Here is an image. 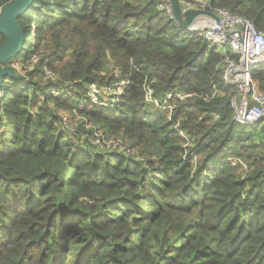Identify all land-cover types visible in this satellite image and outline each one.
<instances>
[{
	"label": "trees",
	"instance_id": "16d2710c",
	"mask_svg": "<svg viewBox=\"0 0 264 264\" xmlns=\"http://www.w3.org/2000/svg\"><path fill=\"white\" fill-rule=\"evenodd\" d=\"M211 2L264 29V0ZM17 20L12 59L41 57L1 86L0 264H264V140L235 120L238 90L215 48L150 0H35ZM251 76L264 89V63ZM123 80L114 107L86 99L90 83ZM148 86L159 102L193 95L168 117L149 110ZM41 94L58 107L84 99L79 111L144 160L73 151L46 100L30 114Z\"/></svg>",
	"mask_w": 264,
	"mask_h": 264
},
{
	"label": "built area",
	"instance_id": "2783aa9c",
	"mask_svg": "<svg viewBox=\"0 0 264 264\" xmlns=\"http://www.w3.org/2000/svg\"><path fill=\"white\" fill-rule=\"evenodd\" d=\"M150 1H154L159 10L167 12L170 18L180 25L171 0ZM178 3L184 23L188 15L194 12L198 13L188 27L184 28L186 31L202 37L209 47L215 48L219 54L224 50L229 51L228 54L226 52L225 55H222L224 57L222 68L227 83L235 86L238 90L236 99H234L235 120L245 125H264V93L260 91L258 82L251 76L252 67L264 63V29H259L247 18L233 14L224 8L213 6L211 0H178ZM40 57L41 55L35 52L28 59H12L9 66L14 71L21 73L24 70L33 69ZM43 77L44 79H55L57 75L53 71L45 69ZM4 84L10 86L12 81L7 79ZM128 84V80L117 81L108 87H99L95 83H90L86 88V99L92 104L99 105H105L106 102L112 100L114 105L109 107H114ZM68 90H73L72 86L67 85L64 89H55L49 93L56 96ZM105 94H110L112 98L106 97ZM216 94H218V89L214 88L212 97ZM3 95L4 89L0 88V98ZM192 95L193 93L173 91L167 93L163 102H159L153 95L151 87L148 86L145 99L148 103L163 110L169 109L171 115L174 109L172 103L174 100L183 101ZM208 98L205 97V99ZM81 107L82 104L79 107H73V110L77 111ZM34 110L32 107L29 108L30 114H34ZM67 120L66 117H61L64 131L72 134L78 129L76 138L69 135L71 140L68 142L75 144L73 151L80 148L79 141H77L80 140L87 142L90 149L97 152L120 153L127 157L144 160L137 147H126L118 138H102L97 127H90L88 119L83 118L82 121L79 120L80 123L77 122L74 126ZM178 125L179 123L175 125V128L178 129ZM181 134L187 139L186 146L193 142V139L185 133L181 132ZM65 135L67 140V134ZM261 137L264 140V131H261Z\"/></svg>",
	"mask_w": 264,
	"mask_h": 264
},
{
	"label": "water",
	"instance_id": "95a60500",
	"mask_svg": "<svg viewBox=\"0 0 264 264\" xmlns=\"http://www.w3.org/2000/svg\"><path fill=\"white\" fill-rule=\"evenodd\" d=\"M34 1L35 0H12L8 5L0 9V32L5 36V40L0 43V88L4 78H18L17 73L10 66L4 65L3 63L17 56L22 50L25 34L17 18L22 15ZM171 1L179 24L181 27L187 28L198 13L194 12L188 15L184 23L178 0Z\"/></svg>",
	"mask_w": 264,
	"mask_h": 264
},
{
	"label": "rangeland",
	"instance_id": "374dc122",
	"mask_svg": "<svg viewBox=\"0 0 264 264\" xmlns=\"http://www.w3.org/2000/svg\"><path fill=\"white\" fill-rule=\"evenodd\" d=\"M258 85H259L260 91L264 93V89H261L259 83H258ZM108 86L109 85L103 86V87H108ZM105 96L108 97V98H112L110 94H105ZM37 98H38V101L35 102L36 105L34 106V109H35L33 111L34 114L38 111V108L40 106H43L42 102L44 100L47 101L46 96H44L42 94L40 96L34 97V100H37ZM78 100H79V102L78 103H74V105L72 104V106L73 107H79L82 104V107L80 109H82L83 107H85V105H86V104H84L85 100L84 99H81V101H80L79 98H78ZM105 102H106V100H105ZM45 105L48 108H50L52 111H55V115H56L55 117L57 118L56 119L57 120L56 121V125L58 126V132L67 134V141L68 140L70 141L71 140V137H75L78 134V129H77V132L72 133V134L70 132L67 133L66 131H64L62 129L61 117H63V118L66 117L68 119L67 121L70 122L71 124H73V126L77 122L80 123L82 121L81 119H83V118L88 119L90 121V127H97V129L100 132V135H101L102 138H105V139L118 138V139H120L123 142V144L126 147H130V146L137 147V146L134 145L135 143L132 140L125 138L122 134H116V133H114L112 130H110L103 123H95L94 121L90 120L89 117H86L84 114H82L79 110H77V111L73 110V107L72 106H70V107H58L56 105V102L53 100V98H51V99L49 98L48 101H47V103ZM113 105L114 104H113V101L112 100L105 103V107H109V106H113ZM148 108L152 112L162 111L163 113H166L168 115V117H170L172 115V114L170 115L169 109L163 110V109H161V108H159V107H157L155 105H149ZM79 120H81V121L79 122ZM77 141H79L78 142V145L80 147L79 149H82V148H84V149L85 148L90 149V147L88 146L87 142L80 141V140H77ZM137 148L139 149V147H137ZM131 153H133V152H131Z\"/></svg>",
	"mask_w": 264,
	"mask_h": 264
},
{
	"label": "crops",
	"instance_id": "0c3cea01",
	"mask_svg": "<svg viewBox=\"0 0 264 264\" xmlns=\"http://www.w3.org/2000/svg\"><path fill=\"white\" fill-rule=\"evenodd\" d=\"M226 52H227V54L229 53V51L224 50V51H222L221 55H225ZM258 125H259V124H258ZM261 131H264V125H261V124H260V125H259V129H258V131H257V133H258L257 136H261Z\"/></svg>",
	"mask_w": 264,
	"mask_h": 264
}]
</instances>
